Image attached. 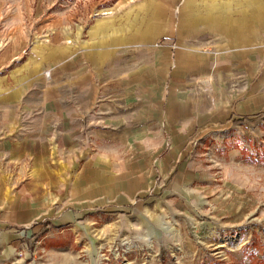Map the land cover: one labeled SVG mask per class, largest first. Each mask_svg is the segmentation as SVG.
I'll return each mask as SVG.
<instances>
[{
  "label": "rangeland",
  "instance_id": "obj_1",
  "mask_svg": "<svg viewBox=\"0 0 264 264\" xmlns=\"http://www.w3.org/2000/svg\"><path fill=\"white\" fill-rule=\"evenodd\" d=\"M211 6L0 0V264H264V50L196 35ZM156 85L203 124H151Z\"/></svg>",
  "mask_w": 264,
  "mask_h": 264
},
{
  "label": "crops",
  "instance_id": "obj_2",
  "mask_svg": "<svg viewBox=\"0 0 264 264\" xmlns=\"http://www.w3.org/2000/svg\"><path fill=\"white\" fill-rule=\"evenodd\" d=\"M203 3L212 4V6L206 12H197L196 13V35L198 36H207L212 35L214 40L217 38V45L221 47L222 51L228 50L227 48H232L231 45H241L243 47H238L237 51L245 50V51H253V50H264V0H201ZM189 3V2H187ZM234 4V6L241 4L243 8L241 11L237 13V11H230L229 7L226 5ZM235 14V15H233ZM236 14H241V18H238ZM201 23V24H200ZM183 31L191 36L193 34V29L187 28L183 26ZM189 29V31H187ZM201 31H198L200 30ZM208 31L209 33H205ZM165 55V54H164ZM166 59V57H164ZM41 75L38 77L40 78ZM139 77H119L117 78V85L128 84L125 88H121L122 92L118 90L116 94L124 93L126 89L128 92V87L134 89L139 84ZM80 80L82 77L75 79V84H81ZM180 80V79H178ZM152 83H156V80L153 79ZM161 83V82H159ZM93 87L90 88L91 91H88L87 94L91 95L89 97L90 107L95 105L97 93L92 92ZM164 85H156L154 90L159 94L153 97L152 100H147V109L149 115L148 117H153L151 124H166L168 129H172L173 125L180 126V130L189 131L196 128L197 125H202V117L200 110L198 108H202V104L193 99H181L172 95V100H175L174 106H169L167 112L164 111V99L165 96L163 94ZM138 90V89H136ZM23 90L19 89L18 92H22ZM132 94H134V90H132ZM91 92V93H90ZM138 92V91H135ZM129 93V92H128ZM122 97V95H120ZM117 97V96H116ZM115 97V98H116ZM151 98V97H149ZM132 99V98H131ZM109 100V99H108ZM134 101V100H132ZM215 105L217 107H223L224 111L222 112L227 116V119L232 116V114H226L228 110V101L227 99H216ZM135 104V103H133ZM105 108L108 109L109 106L111 108L114 105L118 106L117 99H111L109 103L104 101ZM109 105V106H108ZM106 106L108 108H106ZM196 108V109H195ZM202 110V109H201ZM116 111V110H115ZM153 114V115H151ZM216 117L220 116V113H216ZM138 115L146 116L144 114L138 113ZM218 126V125H217ZM182 175V174H181ZM172 184V183H171Z\"/></svg>",
  "mask_w": 264,
  "mask_h": 264
},
{
  "label": "trees",
  "instance_id": "obj_3",
  "mask_svg": "<svg viewBox=\"0 0 264 264\" xmlns=\"http://www.w3.org/2000/svg\"><path fill=\"white\" fill-rule=\"evenodd\" d=\"M248 117H241L238 121L239 122H244Z\"/></svg>",
  "mask_w": 264,
  "mask_h": 264
}]
</instances>
